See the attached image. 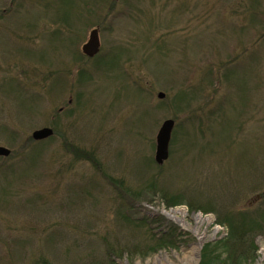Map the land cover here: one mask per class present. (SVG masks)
<instances>
[{
  "label": "rangeland",
  "instance_id": "1",
  "mask_svg": "<svg viewBox=\"0 0 264 264\" xmlns=\"http://www.w3.org/2000/svg\"><path fill=\"white\" fill-rule=\"evenodd\" d=\"M0 145V264H100L169 226L115 263L201 264L216 214L264 264V0H0Z\"/></svg>",
  "mask_w": 264,
  "mask_h": 264
},
{
  "label": "trees",
  "instance_id": "2",
  "mask_svg": "<svg viewBox=\"0 0 264 264\" xmlns=\"http://www.w3.org/2000/svg\"><path fill=\"white\" fill-rule=\"evenodd\" d=\"M177 203V202H176ZM175 202H165L167 206H173ZM190 211H197L192 206L189 207ZM209 212L211 210H204ZM215 223L218 225H224L227 228V234L221 239L209 242L208 246L204 248L201 253V264H249L256 259L257 246L251 239V231L253 227L246 225L242 226L241 222L235 220L229 215L216 214ZM154 219V218H152ZM158 221V220H156ZM161 223V222H160ZM177 229L174 226H169L165 232H161L158 237H155V233L146 242V252L137 250V246L124 245L119 248L108 245L105 249L104 258L101 259L100 264H114L117 258L122 255H126L127 259L133 260L134 257H142L148 255V253H155L161 250H167L173 247H177L178 237L176 235ZM178 234H180L178 232ZM118 249V250H117ZM208 257V258H207ZM57 264L51 263L47 259L42 257V260L37 261L36 264ZM92 264V263H91ZM99 264V263H97ZM116 264V263H115Z\"/></svg>",
  "mask_w": 264,
  "mask_h": 264
},
{
  "label": "water",
  "instance_id": "3",
  "mask_svg": "<svg viewBox=\"0 0 264 264\" xmlns=\"http://www.w3.org/2000/svg\"><path fill=\"white\" fill-rule=\"evenodd\" d=\"M99 37L96 28L92 29L89 33L87 41L82 45V52L91 57L95 55L99 50ZM159 98H162L164 94L159 92L157 94ZM174 121L172 119H165L161 123L156 134V147L154 160L157 164L161 165L168 157V144L170 139L171 129ZM52 129L49 127H42L32 132L31 136L35 140L47 138L52 134ZM10 150L6 147L0 146V156H7Z\"/></svg>",
  "mask_w": 264,
  "mask_h": 264
}]
</instances>
